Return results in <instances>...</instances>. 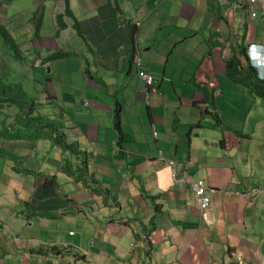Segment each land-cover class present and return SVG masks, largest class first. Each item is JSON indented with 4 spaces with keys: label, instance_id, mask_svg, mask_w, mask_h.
I'll return each mask as SVG.
<instances>
[{
    "label": "crops",
    "instance_id": "crops-1",
    "mask_svg": "<svg viewBox=\"0 0 264 264\" xmlns=\"http://www.w3.org/2000/svg\"><path fill=\"white\" fill-rule=\"evenodd\" d=\"M100 2L97 12L89 4L77 19L108 73L98 85L89 76L80 78L83 102L50 88L42 104H57L51 121L62 127L54 131L79 152L92 150V162L101 170L80 154L81 174L66 176L77 188L63 195L76 205L68 215L75 227L60 214L55 220L44 215L65 205L57 195L60 177L35 175L34 170L29 179L18 180L1 172L0 203H8L4 207L13 212L7 216L0 209V221H11L0 227V264H264V82L252 88L228 77L225 68L227 58L238 57V45H264V10L258 9L252 19L242 9L244 0H128L124 16L108 0ZM119 15L139 23L138 37H129L131 29L118 21ZM134 39L139 63L132 60ZM167 44L186 50L181 72L174 64L169 67ZM193 56L196 62L185 75ZM115 68L128 77L117 78ZM157 68H162L160 77ZM58 70L67 71L61 65ZM138 70L152 75L150 86ZM184 78L192 86L203 85V91L187 95ZM109 79L123 87L121 99L112 94ZM163 80L172 84L174 96L158 91ZM127 100L145 103L133 122L123 117L129 115ZM143 117L150 124L148 136ZM122 119L126 129L120 126ZM101 143H114L116 151L106 152ZM158 152L160 159L176 161V177L187 172L213 189L204 214L188 182L174 181L173 170L158 161ZM89 177L93 189L82 187ZM107 192L112 203L100 197L106 199ZM22 197H29L30 214L16 209ZM88 225L92 229L85 230Z\"/></svg>",
    "mask_w": 264,
    "mask_h": 264
},
{
    "label": "rangeland",
    "instance_id": "rangeland-1",
    "mask_svg": "<svg viewBox=\"0 0 264 264\" xmlns=\"http://www.w3.org/2000/svg\"><path fill=\"white\" fill-rule=\"evenodd\" d=\"M1 1H3V5L0 6V23L5 24L12 32V35L17 44L20 45L23 55L21 59H17L14 55L13 50L7 49L0 44V73H8V75H6V78H8V80L22 83L23 89L30 95V97L34 98L35 102L40 103L39 114L42 117L47 116L50 120H55V117L52 115V113L57 109V104H49L48 102L42 104V101L48 99L45 96H48L50 88L51 90H54L57 95L60 94L61 91H63L72 93L77 98L82 97L83 100L81 102H83L85 98V85L84 83H81L80 78H88L89 76L93 78V80L91 79V81L95 82L98 85L100 82L97 81L102 80L103 75L105 73H108L103 68H107L108 66L100 62L96 49L87 47V42H85L83 39H81V37L77 35L75 29L70 24L72 22L71 17H63L66 23H56L54 20V16L56 14L63 13L67 8L66 5L71 6L74 10L75 15L77 16H82L83 14H85V10H87V7L85 6H89V4L97 12L98 6L101 5V2L100 0H69L68 2L66 1L64 3L60 2L61 0H0V2ZM118 3L119 7L122 9L123 5H126L128 3V0H119ZM67 23L69 25L67 29L65 28V30L62 28V26ZM36 30L38 31V36L35 33ZM102 43L105 42L102 41ZM60 45L62 46L59 48ZM68 48L71 49L70 51H73L71 52L73 53V55H71L69 59L61 60L49 58L50 53L59 51L61 49L69 50ZM164 50V56L168 58V63L171 64V66L169 67H172V64H174L180 72L184 70L183 66L185 60H183V56L186 54V50H184L182 46L178 45L175 48H171L169 44L164 47ZM195 62L196 58L193 56L191 62L186 63L187 73L185 75H188L189 69ZM59 65H61L67 71L58 70ZM3 68L6 70H3ZM155 70L158 76L161 75L160 72L162 71V68H157ZM169 72H171V68H168L166 74H169ZM120 74L121 73H119V70H116L115 68V75L117 76V78L119 77L120 79H122L123 77H128L127 72H125V75L120 76ZM132 74L136 76L135 72ZM47 77H49V79ZM106 79L107 78H105V80ZM187 79L184 78L185 82L187 81ZM109 82L111 83L109 86L112 87V94H118L121 99L123 97L122 92H124L123 87H121L119 83H114V79H109ZM179 82L184 85L183 82ZM126 83L127 79L124 80V85H126ZM186 84L187 95H197L198 91H203V85L199 87L196 84L192 86L190 82H186ZM147 85L150 86L149 83H147ZM174 85L177 86L178 89H182L180 84ZM97 89L98 87H96V85L94 87L92 85V91H94L96 95L99 94ZM158 91H163L165 95L169 96L175 95L172 84L169 83L168 80H163L161 82V86ZM54 92H52V95L55 94ZM151 94L152 92H149L148 96H150ZM177 94L183 95L184 92L179 93L177 91ZM197 97L199 98L200 96ZM127 103L128 104L125 107V110L129 113V115H124L123 117L124 119H126V117L128 116V121L133 122L139 117L138 113L136 112L137 108L143 110V107H145V103L143 102V104H139L133 102V100H127ZM113 104L116 108L118 107L117 103L115 104L113 102ZM17 111L18 107L15 106L4 107L0 110V179L1 177H3L1 176V174L4 173L14 178H18V180H27L30 178L29 174L31 173L29 172L34 170L35 175L40 174L42 176L48 177L53 176V179L60 177V180L57 181L59 191V193L57 192V195L58 198L59 196H61V198L65 200V205L64 207H59L58 209L54 207L51 210H46L47 212L44 213V215L47 216L50 220L57 219L59 214L62 217L68 218V215L70 213H72L73 211L76 212V205L72 202V200H68V203L67 199H65L63 195L65 193L72 195L77 191V188L72 183L66 182L67 177L65 168H67L68 166V159L72 158L70 159L69 164L73 166H70L69 169H73L75 167L76 172V163L80 162L81 158L80 156L75 157L74 155L73 157H71L70 153L69 156H67L66 154H64L63 149H60L57 145L54 144V142L49 143L47 140H37L32 132L31 134L30 132L19 131L18 128L20 124L18 123V117L16 116ZM119 112L120 110L116 109V113L118 114ZM33 113L37 114V111H34ZM184 114L185 113L182 111V115ZM129 117L132 120H129ZM124 119H122L120 126L126 129V123ZM143 119L145 124L144 126L146 127L145 134L146 136H148L146 130L150 129V124L147 120V117H143ZM117 122L118 120L115 121V125L119 126ZM10 126H12V129ZM68 128H71V126H68ZM100 141L103 142L104 140ZM101 144V147H103V149L108 153L116 151L115 146L113 145L114 143ZM92 145H95V143H92ZM84 146L85 144L82 147ZM152 147H154V144H152ZM110 148L112 151L110 150ZM53 149H58L59 151L51 153ZM188 150L189 149L186 144L187 153ZM91 151L92 150L89 149H82L83 159H85V161H88L89 164H94L97 170H101L100 165L92 162L93 159L90 155ZM160 155L161 153L158 152V161L165 162L168 167H171L168 162H172L174 165H176V161L174 159L164 158L163 156V159H160ZM36 164H38L39 166L36 167ZM99 175L102 176L101 172H99ZM69 176L70 179L73 177L72 174H69ZM92 179L91 177H89V179H87L88 184L82 185V187L93 189L94 185L91 182ZM100 181H106V179H100ZM100 197L103 200V203L109 202L108 198L110 199L109 203L113 202V198L108 192L106 199L103 198V195H100ZM28 199L29 197H27V199L22 197L21 204L19 206L16 205V209L19 211L25 210L27 214H30L31 212L27 210L28 205L26 203ZM88 202H93V198L90 194ZM6 205H8V203H0V209L6 211V215L10 216L13 210L8 211V209L4 207ZM70 208L73 211H71ZM87 210L90 211V209ZM21 220L22 217L19 219V221ZM73 220L74 219L68 218V225H70ZM62 222L63 221H60V223ZM10 223L11 221L9 219H4V222L0 221V227H6ZM69 227H75V224L73 226L70 225ZM87 229H92V227L88 225L87 227H85V230Z\"/></svg>",
    "mask_w": 264,
    "mask_h": 264
},
{
    "label": "trees",
    "instance_id": "trees-1",
    "mask_svg": "<svg viewBox=\"0 0 264 264\" xmlns=\"http://www.w3.org/2000/svg\"><path fill=\"white\" fill-rule=\"evenodd\" d=\"M1 5H3V2L0 3V6ZM63 17L65 18L71 17L72 22L70 24L73 26L77 35L81 37V39L85 41V39L88 38L87 32L83 31L82 26L79 23V20L73 15L69 5H67V8L63 13L56 14L54 16V20L56 23L58 22L66 23ZM125 23L131 29V35L129 37H135L134 36L136 33L135 23L130 20H125ZM68 25L69 24L67 23L62 27H68ZM37 32L38 31L36 30L35 31L36 35ZM135 40L136 39L131 41L132 50ZM0 44L1 46L7 49L13 50L14 55L17 59L22 58L23 54L21 52L20 45L17 44L16 40L12 35V32L8 29V27L5 24H1V23H0ZM87 47L95 48L89 42H87ZM236 49H238L239 51L238 57L231 55L229 58L225 60V68H226L227 76L234 79V81L242 82L243 84H248L252 88H256V86L262 82L261 80L257 79L256 69H253L250 66L249 62L244 59L245 56L244 46L238 45ZM70 50L71 49L69 50L61 49L59 51H55L53 53H50L49 58L61 59V60L69 59L71 55H73V53H71L73 51ZM129 58L131 59V56ZM4 68L3 70H6ZM6 75H8V73L6 74L0 73V110L1 108L9 107V106L18 107L16 116L18 117V123L20 124L18 128L19 131L30 132V133L32 132L33 135H35V137L37 138V140L40 139V140L52 141L60 149H63L64 152L76 153V155H78L79 151L76 149L75 144L65 142L64 136L60 132L54 131L55 129L57 128L59 129L60 127H62L60 121L59 122L51 121L47 116L42 117L39 114V110H38V108L40 107V103L35 102L34 98L30 97V95L23 89L22 83L10 81L8 80V78H6ZM249 77H251L255 82L251 81ZM34 111H37V114L33 113ZM10 127L12 129V126Z\"/></svg>",
    "mask_w": 264,
    "mask_h": 264
},
{
    "label": "clouds",
    "instance_id": "clouds-1",
    "mask_svg": "<svg viewBox=\"0 0 264 264\" xmlns=\"http://www.w3.org/2000/svg\"><path fill=\"white\" fill-rule=\"evenodd\" d=\"M57 1V0H56ZM67 0H61L60 2H66ZM69 1V0H68ZM71 1H75V0H71ZM118 1L119 0H108V3H109V5L112 7V10L113 11H119L120 10V12L124 15V16H126L125 15V13L123 12V9H121L120 7V9L118 8V7H115L116 5L117 6H119V3H118ZM219 2H221L222 4H229V0H218ZM1 2H3V1H1ZM0 2V3H1ZM67 6V5H66ZM255 7V12H256V16H251V14H250V11H249V8L250 7ZM70 9H71V11H72V13H73V15L77 18V15H75V13H74V10L72 9V7L70 6ZM242 9H243V11L245 12V14H247L248 15V17H250V18H252V19H257V11H258V9L260 10V11H263L264 10V8H261L258 4H251L250 3V0H244V3H243V6H242ZM117 19H118V21H120L121 23H124V21L125 20H130V21H132L131 19H129V18H125V17H121L120 15L118 16V17H116ZM132 22H134V21H132ZM135 23V25H136V33H135V37H138V27H139V23H136V22H134ZM72 26V25H71ZM63 29H67V27H62ZM65 29V30H66ZM135 41H137V39L135 40ZM249 44V43H248ZM248 44H247V46L245 45L244 46V52H245V55L246 56H248L249 57V59H250V63H251V65H253V69H256V73H257V79L258 80H261L262 82H264V65L263 66H258L256 63H255V61L257 60V59H259V60H263V62H264V45H261V44H256V46H252V47H248ZM130 45H131V41H130ZM247 47H248V49H247ZM248 51L249 52H251V55L249 56L248 55ZM135 55H137L139 58H141L140 57V54H139V50H138V44H137V42L134 44V46H133V54H132V60H135V61H133V63H137V61H136V58H135ZM138 74H139V77L141 78V79H143V76H142V74H141V72H140V70H138ZM144 80V79H143ZM152 80H153V77H152ZM145 81V80H144ZM145 83L147 84V82L145 81ZM45 91V90H44ZM47 95V94H46ZM38 110H39V108H38ZM155 135H156V133H154ZM69 153L70 152H64V154H66L67 156H69ZM71 154V157H73V155L75 156V157H78V156H80V154H82V152H79V154L78 155H76V153H70ZM65 157V156H64ZM70 159H72V158H70ZM70 159H68L69 160V163H70ZM68 163V166H67V168H65V172H66V176H69V174H75L76 176H78L79 174H81V172H80V168H81V163L80 162H77L76 163V172H75V167L72 169V168H70L69 169V167L70 166H73V165H71V164H69ZM175 167H176V165H175ZM175 167H174V169L173 168H171V167H169V168H171L172 170H173V173H175ZM185 174V173H184ZM186 174H187V172H186ZM84 175L85 176H87V172H84ZM189 175V174H188ZM172 177H173V180L174 181H186V180H181V178L183 177V174H182V176L181 177H176V173H175V175H172ZM189 177L191 178V176L189 175ZM58 178V177H57ZM192 179V178H191ZM193 181H196V180H199V179H192ZM202 180H204V179H202ZM205 181V180H204ZM186 182H188V181H186ZM188 184L190 185V183L188 182ZM205 184H206V188H207V193L209 194V196H210V198H212L211 197V194H210V192L211 191H213V189L211 188V187H209V185L206 183V181H205ZM190 187H191V185H190ZM192 189V188H191ZM192 191H193V189H192ZM193 193H194V191H193ZM194 198H195V194H194ZM195 203H196V198H195ZM196 206H197V204H196ZM198 207V206H197ZM199 208V207H198ZM201 211H202V213L204 214L205 212H206V210H207V208L206 209H201V208H199ZM72 233V232H71Z\"/></svg>",
    "mask_w": 264,
    "mask_h": 264
},
{
    "label": "built area",
    "instance_id": "built-area-1",
    "mask_svg": "<svg viewBox=\"0 0 264 264\" xmlns=\"http://www.w3.org/2000/svg\"><path fill=\"white\" fill-rule=\"evenodd\" d=\"M251 4H258L261 8H264V0H250ZM250 14L251 16H256V12H255V7H250L249 8ZM136 61L139 58L137 55H135ZM255 63L258 66H263L264 62L263 60H259L257 59L255 61ZM143 76V79L149 83L152 81V76L146 73H141ZM169 165H171V168L174 169L175 165L172 162H168ZM173 175H175V173H173ZM181 180H186L190 183L191 188L194 191L195 194V198H196V204L199 208L201 209H206V207H208L211 203V198L209 196V194L207 193V188H206V184L205 181L202 179L193 181L188 174H183V177L181 178Z\"/></svg>",
    "mask_w": 264,
    "mask_h": 264
},
{
    "label": "bare ground",
    "instance_id": "bare-ground-1",
    "mask_svg": "<svg viewBox=\"0 0 264 264\" xmlns=\"http://www.w3.org/2000/svg\"><path fill=\"white\" fill-rule=\"evenodd\" d=\"M248 55L250 56V55H251V52L248 51ZM246 58H247V60L249 61V64L251 65L249 57L246 56ZM137 62L139 63V58L137 59ZM251 66H253V65H251ZM146 74H149V73H146ZM149 75H151V74H149ZM151 76H152V75H151ZM149 84L151 85V84H152V81L149 82ZM209 207H210V205H209L208 207H206V208L209 209Z\"/></svg>",
    "mask_w": 264,
    "mask_h": 264
}]
</instances>
